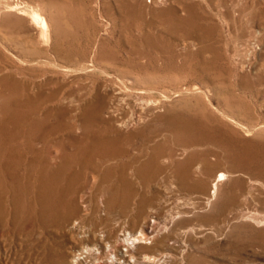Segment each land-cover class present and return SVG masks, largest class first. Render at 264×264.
<instances>
[{
	"label": "rangeland",
	"instance_id": "obj_1",
	"mask_svg": "<svg viewBox=\"0 0 264 264\" xmlns=\"http://www.w3.org/2000/svg\"><path fill=\"white\" fill-rule=\"evenodd\" d=\"M0 1V264H264V0Z\"/></svg>",
	"mask_w": 264,
	"mask_h": 264
},
{
	"label": "bare ground",
	"instance_id": "obj_2",
	"mask_svg": "<svg viewBox=\"0 0 264 264\" xmlns=\"http://www.w3.org/2000/svg\"><path fill=\"white\" fill-rule=\"evenodd\" d=\"M131 1V0H130ZM1 2V1H0ZM21 3V2H20ZM23 3V2H22ZM19 4L20 6L21 5H23V4ZM124 3V2H123ZM25 5V4H24ZM16 6H18V5H16ZM15 6V8L17 9V7ZM6 7V6H5ZM25 7H28L27 5L25 6ZM14 8V9H15ZM20 8H22V7H20ZM133 8V7H132ZM131 8V9H132ZM12 9V8H11ZM15 9V10H16ZM40 9V8H39ZM128 9V8H127ZM17 10H19V9H17ZM20 10H22V9H20ZM7 11V10H6ZM10 12H11V10H9ZM24 11H26V9L24 8ZM3 12V11H2ZM1 13V12H0ZM17 13V12H16ZM23 14H24V12H22ZM21 13V14H22ZM28 13H30V21L32 22V23H34V24H36V23H38L37 25H39V27H40V31L39 32H41V35L43 34V36L45 35V37L47 36V28H48V21H47V19L44 17V16H42L37 10H34V9H30V12H29V9H28ZM4 15V14H3ZM26 15V14H25ZM1 16V15H0ZM11 16V15H10ZM7 17H9V16H7ZM29 17V16H28ZM18 19V18H17ZM15 20H16V18H15ZM12 21H13V19H12ZM11 21V22H12ZM1 24V23H0ZM8 24V23H7ZM143 24V23H142ZM2 26V25H1ZM37 27V26H36ZM38 27V28H39ZM49 30V29H48ZM40 35V36H41ZM43 36H42V38H43ZM48 37L49 36H47L46 38L48 39ZM45 39V38H44ZM43 40V39H42ZM49 41V40H48ZM2 57V56H1ZM36 119V118H35ZM27 123V122H26ZM120 138H122V137H120ZM119 138V139H120ZM29 140V139H28ZM77 140V139H76ZM115 141V140H114ZM120 141V140H119ZM93 142V141H92ZM98 142V141H97ZM107 142V141H106ZM87 145V144H86ZM110 145V144H109ZM125 145V144H124ZM88 146V145H87ZM153 146V145H152ZM128 147V146H127ZM81 148V147H80ZM94 148V147H93ZM113 148H114V146H113ZM32 150V149H31ZM79 150V149H78ZM90 150V149H89ZM40 151V150H39ZM84 151V150H83ZM105 151V150H104ZM38 152V151H37ZM53 152V151H52ZM10 153V152H9ZM25 153V152H24ZM59 153V152H58ZM63 153V152H62ZM66 153V152H65ZM85 153V152H84ZM92 153V152H91ZM110 153V152H109ZM162 153V152H161ZM166 153V152H165ZM79 154V153H78ZM82 154V153H81ZM71 155V154H70ZM84 155V154H83ZM47 156V155H46ZM169 156V155H168ZM84 157V156H83ZM100 157V156H99ZM105 157V156H104ZM110 157V156H109ZM134 157V156H133ZM18 158H20V157H18ZM56 158V157H55ZM54 158V159H55ZM73 158V157H72ZM89 158V157H88ZM101 158H102V156H101ZM106 158V157H105ZM111 158V157H110ZM65 159V158H64ZM69 160H70V158H68ZM77 159V158H76ZM108 159V158H107ZM155 159V158H154ZM26 160V159H25ZM81 160V159H80ZM92 160V159H91ZM112 160V159H111ZM168 160V159H167ZM201 160H203V159H201ZM64 161V160H63ZM88 161V160H87ZM105 161V160H104ZM104 161H103V163H104ZM106 161H108V160H106ZM109 161H110V159H109ZM108 161V162H109ZM113 161V160H112ZM144 161V160H143ZM47 162V161H46ZM95 162V161H94ZM101 162H102V160H101ZM120 162V161H119ZM132 162V161H131ZM12 163V162H11ZM36 163V162H35ZM136 163V162H135ZM146 163V162H145ZM151 163V162H150ZM59 164H61V163H59ZM79 164V163H78ZM77 164V165H78ZM152 164V163H151ZM51 165V164H50ZM89 165V164H88ZM184 165V164H183ZM191 165V164H190ZM1 166V165H0ZM115 166V165H114ZM123 166H125V165H123ZM148 166V165H147ZM169 166V165H168ZM205 166V165H204ZM129 167H130V165H129ZM128 167V168H129ZM143 167V166H142ZM69 168V167H68ZM82 168H84V167H82ZM91 168V167H90ZM133 168V167H132ZM144 168V167H143ZM159 168V167H158ZM162 168V167H161ZM47 169H48V167H47ZM47 169H45L46 171H47ZM156 169V168H155ZM1 170V169H0ZM15 170V169H14ZM189 171V170H188ZM195 171V170H194ZM199 171V170H198ZM13 172V171H12ZM15 172V171H14ZM51 172V171H50ZM151 172V171H150ZM172 172V171H171ZM22 173V172H21ZM193 173H195V172H193ZM99 174V173H98ZM109 174V173H108ZM132 174V173H131ZM202 174V173H201ZM113 175V174H112ZM115 175V174H114ZM127 175V174H126ZM1 176V175H0ZM34 176V175H33ZM47 176V175H46ZM187 176V175H186ZM224 175H222V177H223ZM28 177V176H27ZM44 177H45V175H44ZM109 177V176H108ZM222 177H221V175H220V178L222 179ZM2 178V177H1ZM0 178V179H1ZM32 178V177H31ZM58 178V177H57ZM113 178H115V177H113ZM184 178V177H183ZM192 178V177H191ZM45 179V178H44ZM72 179V178H71ZM70 179V180H71ZM102 179V178H101ZM42 180V179H41ZM65 180V179H64ZM77 180V179H76ZM107 180V179H106ZM140 180V179H139ZM195 180V179H194ZM96 181V180H95ZM31 182V181H30ZM49 182V181H48ZM107 182V181H106ZM55 183V182H54ZM115 183V182H114ZM124 183V182H123ZM129 183V182H128ZM62 184V183H61ZM102 184V183H101ZM100 184V185H101ZM17 185V184H16ZM56 185V184H55ZM7 187V186H6ZM111 187V186H110ZM45 190V189H44ZM43 190V191H44ZM1 191V190H0ZM22 191V190H21ZM39 191V190H38ZM49 191V190H48ZM113 193V192H112ZM5 194H6V192H5ZM16 194V193H15ZM7 195V194H6ZM61 195V194H60ZM20 196V195H19ZM41 197V196H40ZM8 198V197H7ZM50 198V197H49ZM16 199V198H15ZM11 200V199H10ZM46 200V199H45ZM153 200V199H152ZM9 203V202H8ZM21 203V202H20ZM144 203H146V202H144ZM152 203V202H151ZM148 204V203H147ZM16 206V205H15ZM43 206V205H42ZM6 207V206H5ZM49 207V206H48ZM72 207H73V205H72ZM2 208V207H1ZM76 208V207H75ZM140 208V207H139ZM70 209H72V208H70ZM163 210V209H162ZM54 211V210H53ZM73 211V210H72ZM156 211V210H155ZM75 212V211H74ZM49 213V212H48ZM112 230V229H111ZM143 235V233L141 232V234L139 235V236H142ZM163 238V237H162ZM134 241H137L138 242V244H139V242H140V240L138 239V238H134ZM142 242V241H141ZM167 241H166V239L164 238V239H160V240H157L156 242H155V245H157L158 247H160L162 250H166V249H164L165 248V243H166ZM115 247H117V246H115ZM169 256V255H168ZM78 257V256H77ZM79 258V257H78ZM146 259H148V260H152L153 261V259H154V257H152V256H147L146 257ZM137 260V259H136ZM146 261V260H145ZM75 262H77V261H75ZM139 262V261H138ZM155 262H156V260H155ZM178 260L177 259H171V260H169V261H167L166 262V264H178ZM78 263V262H77ZM151 263V262H150ZM135 264H136V262H135ZM165 264V263H164Z\"/></svg>",
	"mask_w": 264,
	"mask_h": 264
}]
</instances>
